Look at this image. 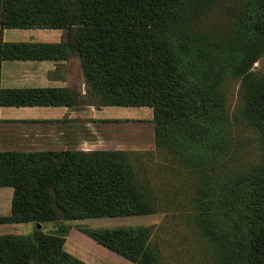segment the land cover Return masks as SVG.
Segmentation results:
<instances>
[{
  "label": "trees",
  "instance_id": "obj_1",
  "mask_svg": "<svg viewBox=\"0 0 264 264\" xmlns=\"http://www.w3.org/2000/svg\"><path fill=\"white\" fill-rule=\"evenodd\" d=\"M211 1L0 0V39L4 29H63L68 41L57 48L77 54L86 88L113 96L119 104L149 105L153 122L161 120L163 130L164 141L159 138L156 146L168 150L177 145L170 126L187 116L192 89L203 86V101L219 107L220 85L230 69L242 79L245 119L264 143V73L249 69L264 52V0H245V13L254 16H242L224 38L195 30V20ZM44 48L0 40V65L5 60L43 59L38 52ZM179 55L190 59L183 61ZM190 60L202 64L194 74L187 67ZM128 155L0 152V187L13 189L10 215L0 223L42 224L57 220L58 211L64 221L156 213L154 200L143 193L127 163ZM214 155L212 148L207 158ZM227 187L212 190L233 193L245 210L247 236L241 235L237 248H244L245 264H264V163L248 182ZM68 230L61 225L45 234L38 229L32 235L0 236V264H84L62 249ZM81 231L133 264H158L149 244L150 226Z\"/></svg>",
  "mask_w": 264,
  "mask_h": 264
},
{
  "label": "rangeland",
  "instance_id": "obj_2",
  "mask_svg": "<svg viewBox=\"0 0 264 264\" xmlns=\"http://www.w3.org/2000/svg\"><path fill=\"white\" fill-rule=\"evenodd\" d=\"M244 2L212 0L195 20V30L212 37H227L236 29L239 19L247 15ZM248 15L254 16L252 12ZM255 20L254 17L252 22ZM179 57L183 61L190 59ZM187 67L194 74L202 64L190 60ZM249 69L253 74L264 73V52ZM241 80L228 69L220 85L219 107L203 101V86L199 91L192 89L187 102L193 104L187 116L170 126V137L177 142L173 151L164 145L156 146L159 138L164 141L158 125L161 120L157 124L148 121L144 130L147 132L137 134L141 138L135 135L132 139L133 134H129V146L138 149L124 151L129 154L127 163L134 168L143 193L154 200L156 213L104 218L87 221L88 224L119 227L148 217L149 244L157 253L158 264H245L246 252L237 248L241 235L247 236L245 210L238 207L233 193L212 190L222 184L229 190L235 184L248 182L264 163L263 140L245 119ZM148 114L150 117V111ZM131 127L136 133L145 128L142 124ZM156 132L160 133L157 138ZM212 148L215 155L207 158ZM57 216L55 221H60L59 211ZM55 221L40 224L39 230L44 234L54 231Z\"/></svg>",
  "mask_w": 264,
  "mask_h": 264
},
{
  "label": "crops",
  "instance_id": "obj_3",
  "mask_svg": "<svg viewBox=\"0 0 264 264\" xmlns=\"http://www.w3.org/2000/svg\"><path fill=\"white\" fill-rule=\"evenodd\" d=\"M1 37L3 43L38 44L45 48L44 52H38L43 59L1 62L0 152L138 149L129 146L130 139L135 135L141 138L137 134L147 132L144 131L148 128L147 122L153 119L151 107L119 104L113 96H102L87 89L77 54L69 49L57 48L67 43L66 31L57 28H14L4 29ZM62 55L66 57L62 58ZM141 124L145 127H141L142 131L136 133L132 130V125ZM130 133L133 134L131 138ZM140 144L145 145L142 141ZM12 196V188L0 187V218L10 215ZM115 218L122 217L106 219ZM101 219L104 218L55 221L54 230L61 225L69 227L62 249L84 264H133L97 244L81 229L148 226V217L119 227L89 225L87 222ZM36 230L34 223H0V236L32 235Z\"/></svg>",
  "mask_w": 264,
  "mask_h": 264
},
{
  "label": "water",
  "instance_id": "obj_4",
  "mask_svg": "<svg viewBox=\"0 0 264 264\" xmlns=\"http://www.w3.org/2000/svg\"><path fill=\"white\" fill-rule=\"evenodd\" d=\"M35 228L39 229L40 228V224H35Z\"/></svg>",
  "mask_w": 264,
  "mask_h": 264
}]
</instances>
